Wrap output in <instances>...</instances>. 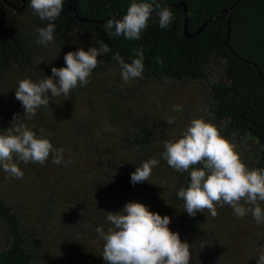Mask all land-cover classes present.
<instances>
[{"label":"trees","instance_id":"trees-1","mask_svg":"<svg viewBox=\"0 0 264 264\" xmlns=\"http://www.w3.org/2000/svg\"><path fill=\"white\" fill-rule=\"evenodd\" d=\"M131 2L65 0L54 42L44 46L36 43L37 28L48 22L30 0H0V134L22 123L71 161L57 165L50 155L41 165L14 157L22 179L0 168V264H105L96 228L107 232L108 213L129 202L171 218L169 229L191 245L190 264H257L264 253V224L250 214L238 218L229 205H216L215 218L207 210L190 217L177 198L189 173L176 172L161 155L165 141L200 118L249 170L264 169V0H156L173 15L167 28L154 11L139 40L110 37L105 23L122 18ZM102 43L110 51L97 57L90 83L24 116L15 98L20 80L51 77L52 67H66V53ZM137 48L144 71L125 84L113 57L131 62ZM182 90L191 98L176 103ZM170 117L175 123H167ZM153 158L158 164L148 182L133 185L136 167Z\"/></svg>","mask_w":264,"mask_h":264},{"label":"clouds","instance_id":"clouds-1","mask_svg":"<svg viewBox=\"0 0 264 264\" xmlns=\"http://www.w3.org/2000/svg\"><path fill=\"white\" fill-rule=\"evenodd\" d=\"M65 0H30L29 7L47 25L37 28V44L47 46L54 42L55 21L64 11ZM156 11L159 26L167 28L173 20L168 8H161L156 0H132L122 18L108 19L104 25L110 37L123 36L128 40H139L147 28L151 14ZM107 44L87 51L79 48L64 56L66 67L51 68V77L38 82L25 78L18 82L15 98L25 109L24 116L31 117L41 106L48 107L50 98L70 97L72 90L90 83L89 77L100 63L98 56L109 53ZM131 62H126L119 54L115 59L121 68V78L125 84L142 76L144 53L142 48L133 50ZM58 78V79H57ZM173 111L181 112L182 106H173ZM169 124L175 123L170 117ZM162 158L176 172L189 173L190 183L181 188L177 198L183 201L185 212L194 217L207 210L215 218L216 205H229L236 217L251 215L257 225L264 224V169H251L243 163L235 147L223 138L218 129L209 122L194 118L176 140L163 144ZM63 148L56 149L46 138H38L24 124L17 123L7 134H0V168L10 177L23 178V172L14 157L27 163L45 164L52 157L54 164L67 166ZM158 164L153 158L142 163L131 174L133 185L149 180L152 168ZM170 217L153 213L138 202L126 203L118 213L109 212L107 220L112 225L104 231L96 232L103 239L102 257L105 264H190L191 245L182 242L179 233L172 232L168 225ZM205 243H200L203 249ZM257 264H264V253Z\"/></svg>","mask_w":264,"mask_h":264},{"label":"rangeland","instance_id":"rangeland-1","mask_svg":"<svg viewBox=\"0 0 264 264\" xmlns=\"http://www.w3.org/2000/svg\"><path fill=\"white\" fill-rule=\"evenodd\" d=\"M181 95H182V98H180V100H177L176 103H179L178 101L184 102V101H186L188 98H191L190 93L187 92L186 90H182V91H181ZM169 102H171V101H165L163 107L167 109L166 111H169V112H170V110L168 109V108H169V104H170ZM72 262H73V261H72ZM62 264H69L68 259H66L65 261H64V259H63V263H62Z\"/></svg>","mask_w":264,"mask_h":264}]
</instances>
